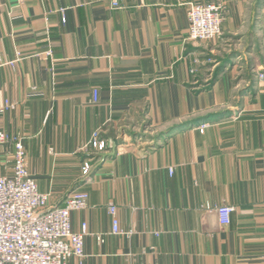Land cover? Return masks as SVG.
I'll return each instance as SVG.
<instances>
[{
  "label": "crops",
  "instance_id": "crops-1",
  "mask_svg": "<svg viewBox=\"0 0 264 264\" xmlns=\"http://www.w3.org/2000/svg\"><path fill=\"white\" fill-rule=\"evenodd\" d=\"M112 1L0 0V129L52 205L89 193L68 264H264V0H229L204 43L188 6L206 0ZM95 132L106 149L80 151Z\"/></svg>",
  "mask_w": 264,
  "mask_h": 264
},
{
  "label": "built area",
  "instance_id": "built-area-1",
  "mask_svg": "<svg viewBox=\"0 0 264 264\" xmlns=\"http://www.w3.org/2000/svg\"><path fill=\"white\" fill-rule=\"evenodd\" d=\"M112 6L118 7L119 2L113 0ZM228 13L229 0L190 3L187 39L203 43L220 39ZM190 71L195 73L196 68L192 67ZM92 100H98L96 90ZM200 130L203 131L204 126ZM10 146L13 150L9 149ZM106 146L100 132H95L80 151L101 152ZM0 147L7 158L2 161L0 156V264H68L72 257H83L87 224H83L81 231H72L70 217L72 211L88 206L89 193L71 190L64 205H52L51 193L42 192L37 179L28 170L23 138L0 129ZM91 168L88 158L82 166L85 177L90 175ZM108 210L112 217V230L119 233L118 207L110 202ZM216 210L220 223L228 225L234 207L221 205Z\"/></svg>",
  "mask_w": 264,
  "mask_h": 264
}]
</instances>
